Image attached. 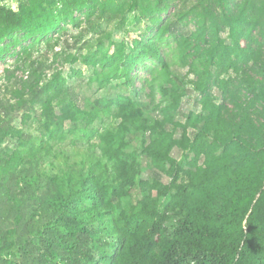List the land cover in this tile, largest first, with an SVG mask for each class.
I'll return each mask as SVG.
<instances>
[{"label":"trees","instance_id":"16d2710c","mask_svg":"<svg viewBox=\"0 0 264 264\" xmlns=\"http://www.w3.org/2000/svg\"><path fill=\"white\" fill-rule=\"evenodd\" d=\"M129 16L142 36L58 50L72 28ZM169 39L185 76L162 51ZM10 57L0 264H264V0H17L0 4V62ZM83 68L115 97L73 92ZM187 86L201 111L181 122ZM68 142L70 156L56 150Z\"/></svg>","mask_w":264,"mask_h":264},{"label":"rangeland","instance_id":"374dc122","mask_svg":"<svg viewBox=\"0 0 264 264\" xmlns=\"http://www.w3.org/2000/svg\"><path fill=\"white\" fill-rule=\"evenodd\" d=\"M146 23L138 24L133 16H129L127 21L123 19H119L115 22H113L111 25L107 26L105 24L102 25L101 29L98 31V33H87L83 34L81 30H76L72 28L69 32V42L67 44H61L58 50H63L67 52H73L76 54H86L88 50H94L98 44V42L102 41L105 43L106 48H110L111 42H121L122 39H135L139 36H142L145 33ZM175 44L171 39L167 40L162 44V51L169 60L171 64L172 70L180 75L185 76L187 70L182 69L177 65V60L175 57ZM41 50V51H40ZM39 51H36L34 54V58H40L43 53L45 52V48H40ZM113 51V48H111V52ZM15 65V59L14 58H8L4 62H0V98L3 100L9 99V93L6 91L5 86L7 84L6 79L4 78L5 69H11ZM77 67L82 68L80 65H76ZM152 66V63H149V67ZM54 68H57L61 70L65 75L69 72V65L65 64L62 60H59L55 63L53 66ZM84 70V77L81 79H74L69 81V85L71 87V90L75 92L78 96L86 97L91 100H94L95 98H101V97H108V98H114L116 94V90L114 88H108L107 90L102 91H96V85L89 83L88 78L90 76L89 71L86 68H83ZM50 73V72H49ZM138 74L144 78V79H151V72L148 71H142L139 70ZM139 88H141L142 84L139 82L137 85ZM149 89L146 88L143 93H141V97L139 100L142 102V104H147L149 102L148 94ZM160 99V95L157 94V101ZM199 95L193 91V89L190 86H187V95L183 99L181 108L177 114V120L184 122L187 115L190 112H200L201 108L199 105ZM14 124L17 127H20V119H15ZM105 124V123H104ZM32 126L28 131L35 132L36 125L31 124ZM103 125V124H102ZM100 125V126H102ZM180 133L177 134V137H179ZM135 147H138V143L135 142ZM86 147L84 144L81 145ZM15 147V143L12 140H8L4 145L3 149H13ZM72 145L70 142L57 145L56 150L58 152H64L67 156L71 155L72 152ZM173 156L176 158H180L181 153L178 150H175L173 152ZM54 162L55 165L61 167L63 160L60 161H54L53 159H47L44 162V168L49 167V165ZM143 164L144 167L147 169L144 173V178H151L154 176V172L150 170L148 166V160L143 158ZM163 181L165 183L168 182V179L166 177H163Z\"/></svg>","mask_w":264,"mask_h":264},{"label":"built area","instance_id":"2783aa9c","mask_svg":"<svg viewBox=\"0 0 264 264\" xmlns=\"http://www.w3.org/2000/svg\"><path fill=\"white\" fill-rule=\"evenodd\" d=\"M0 4L7 5L13 9H16L14 5H17V0H0Z\"/></svg>","mask_w":264,"mask_h":264},{"label":"crops","instance_id":"0c3cea01","mask_svg":"<svg viewBox=\"0 0 264 264\" xmlns=\"http://www.w3.org/2000/svg\"><path fill=\"white\" fill-rule=\"evenodd\" d=\"M14 6L17 8V5L16 4Z\"/></svg>","mask_w":264,"mask_h":264}]
</instances>
